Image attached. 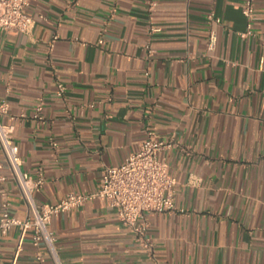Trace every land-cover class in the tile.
I'll return each mask as SVG.
<instances>
[{"label":"crops","instance_id":"0c3cea01","mask_svg":"<svg viewBox=\"0 0 264 264\" xmlns=\"http://www.w3.org/2000/svg\"><path fill=\"white\" fill-rule=\"evenodd\" d=\"M244 1L28 0L32 30L0 33V100L37 204L95 191L146 129L170 145L174 210L144 215L152 251L94 199L48 224L59 264H264V0L252 18ZM3 201L26 216L10 178ZM0 264L55 261L12 229Z\"/></svg>","mask_w":264,"mask_h":264},{"label":"built area","instance_id":"2783aa9c","mask_svg":"<svg viewBox=\"0 0 264 264\" xmlns=\"http://www.w3.org/2000/svg\"><path fill=\"white\" fill-rule=\"evenodd\" d=\"M253 1L245 0L242 4L241 11L247 18H252ZM27 4L28 0H0V33L28 34L32 30L34 20L26 13ZM56 91L58 95H62L64 86L57 83ZM39 111L40 107H37L34 114L37 120L41 119ZM15 119L16 116L10 114L8 103L0 100V182L6 178L13 180L27 208L26 216L20 218L10 215L7 201L2 202L1 235H7L10 230L16 229L22 239L30 232L32 244L35 247L43 244L52 254L55 264H59L48 224L54 216L81 208L87 202L98 199L107 208L114 210L120 224L133 232L144 249L152 251V244L146 237L147 222L144 215L174 210L176 181L161 156L170 147L167 142L158 139L152 130L146 129L145 139L135 152L129 154L119 165L102 169L95 191L68 192L54 203L37 204L33 196L42 186L43 179L40 174L33 176L21 168L18 146L13 139ZM50 144L55 145L53 142ZM4 168L8 170V176L2 174ZM35 256L37 260H42L39 251ZM153 263L157 264L155 261Z\"/></svg>","mask_w":264,"mask_h":264}]
</instances>
